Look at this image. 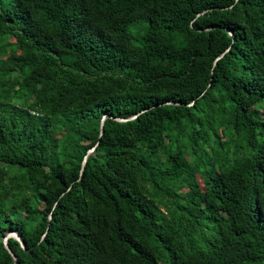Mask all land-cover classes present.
I'll list each match as a JSON object with an SVG mask.
<instances>
[{
	"label": "trees",
	"instance_id": "obj_1",
	"mask_svg": "<svg viewBox=\"0 0 264 264\" xmlns=\"http://www.w3.org/2000/svg\"><path fill=\"white\" fill-rule=\"evenodd\" d=\"M7 231L18 264H264V0H0V264Z\"/></svg>",
	"mask_w": 264,
	"mask_h": 264
},
{
	"label": "water",
	"instance_id": "obj_2",
	"mask_svg": "<svg viewBox=\"0 0 264 264\" xmlns=\"http://www.w3.org/2000/svg\"><path fill=\"white\" fill-rule=\"evenodd\" d=\"M227 31L232 34V31L230 29H227ZM222 55V54H221ZM219 55L218 58L221 56ZM136 115V114H135ZM135 115L129 117V118H133L135 117ZM108 116H111V115H103L102 117V120H101V126H100V134L103 132V124H104V119ZM113 117V116H111ZM115 119L119 120V121H123V120H127L129 118H121V117H114ZM95 146L94 147H91L87 153V155L85 156L84 160L82 161V169L84 168L85 164H86V161H87V158H88V155L94 150ZM10 236H14L16 237L19 241H20V244L23 248H25V244H24V241L22 239V237L16 232V231H7L6 235L4 236L3 240H4V246L7 248V250L12 254V257L14 258V264H18V261H17V256L12 253L9 245H8V242H7V239L8 237Z\"/></svg>",
	"mask_w": 264,
	"mask_h": 264
}]
</instances>
